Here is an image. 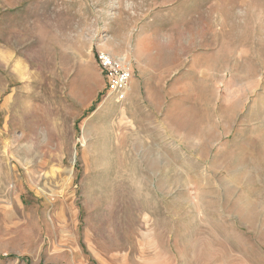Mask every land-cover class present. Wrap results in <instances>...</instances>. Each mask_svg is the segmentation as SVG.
Listing matches in <instances>:
<instances>
[{
  "label": "rangeland",
  "instance_id": "rangeland-1",
  "mask_svg": "<svg viewBox=\"0 0 264 264\" xmlns=\"http://www.w3.org/2000/svg\"><path fill=\"white\" fill-rule=\"evenodd\" d=\"M0 264H264V0H0Z\"/></svg>",
  "mask_w": 264,
  "mask_h": 264
},
{
  "label": "built area",
  "instance_id": "built-area-1",
  "mask_svg": "<svg viewBox=\"0 0 264 264\" xmlns=\"http://www.w3.org/2000/svg\"><path fill=\"white\" fill-rule=\"evenodd\" d=\"M99 64L108 82V89L123 99L131 89V65L124 57L113 58L105 53L99 54Z\"/></svg>",
  "mask_w": 264,
  "mask_h": 264
}]
</instances>
